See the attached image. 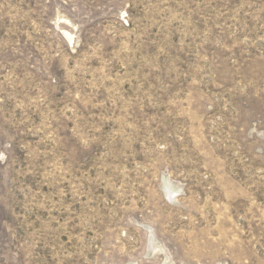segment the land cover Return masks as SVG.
<instances>
[{
    "label": "rangeland",
    "instance_id": "374dc122",
    "mask_svg": "<svg viewBox=\"0 0 264 264\" xmlns=\"http://www.w3.org/2000/svg\"><path fill=\"white\" fill-rule=\"evenodd\" d=\"M0 264H264V0H0Z\"/></svg>",
    "mask_w": 264,
    "mask_h": 264
}]
</instances>
